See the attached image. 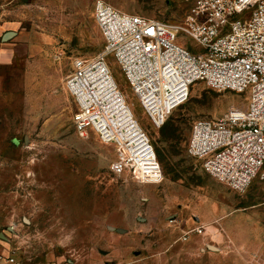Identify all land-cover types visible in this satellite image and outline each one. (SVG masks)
I'll list each match as a JSON object with an SVG mask.
<instances>
[{"label": "rangeland", "instance_id": "rangeland-1", "mask_svg": "<svg viewBox=\"0 0 264 264\" xmlns=\"http://www.w3.org/2000/svg\"><path fill=\"white\" fill-rule=\"evenodd\" d=\"M97 1L0 0V255L17 264H264V182L235 192L187 154L193 124L245 111L248 92L198 83L157 128L110 56L126 104L155 147L156 184L114 174L116 148L78 132L65 83L77 59L106 49ZM103 1L170 23L191 11L173 0ZM10 31L17 36L3 42ZM178 42L201 49L189 37Z\"/></svg>", "mask_w": 264, "mask_h": 264}, {"label": "built area", "instance_id": "built-area-1", "mask_svg": "<svg viewBox=\"0 0 264 264\" xmlns=\"http://www.w3.org/2000/svg\"><path fill=\"white\" fill-rule=\"evenodd\" d=\"M173 1L191 6L184 22L151 20L96 2L94 18L106 49L96 58L77 59L66 80L77 106L75 125L80 135L93 131L116 148L114 174L130 172L145 184H156L162 170L155 147L125 111L109 57L157 128L189 100L198 83L217 91L248 92L245 111L196 121L187 148L209 176L245 193L256 179L264 182V0ZM252 9L246 18L244 12ZM180 37L193 39L200 51L180 45ZM0 262L17 264L3 255Z\"/></svg>", "mask_w": 264, "mask_h": 264}, {"label": "water", "instance_id": "water-1", "mask_svg": "<svg viewBox=\"0 0 264 264\" xmlns=\"http://www.w3.org/2000/svg\"><path fill=\"white\" fill-rule=\"evenodd\" d=\"M24 2H28V0H23ZM17 36V33L16 32H13V31H10V32H7L3 37H2V41L3 42H7L11 39H13L14 37Z\"/></svg>", "mask_w": 264, "mask_h": 264}, {"label": "crops", "instance_id": "crops-1", "mask_svg": "<svg viewBox=\"0 0 264 264\" xmlns=\"http://www.w3.org/2000/svg\"><path fill=\"white\" fill-rule=\"evenodd\" d=\"M6 34V33H5ZM5 34H3V35H5ZM211 210V209H210ZM213 212L214 211H212V212H208V213H206V214H204V213H201V214H203L202 216H204V215H207V214H213ZM208 249H209V251H212V252H217V251H219L216 247H214V246H208Z\"/></svg>", "mask_w": 264, "mask_h": 264}, {"label": "bare ground", "instance_id": "bare-ground-1", "mask_svg": "<svg viewBox=\"0 0 264 264\" xmlns=\"http://www.w3.org/2000/svg\"><path fill=\"white\" fill-rule=\"evenodd\" d=\"M125 111L128 112L131 116L134 117L132 111L126 106Z\"/></svg>", "mask_w": 264, "mask_h": 264}]
</instances>
